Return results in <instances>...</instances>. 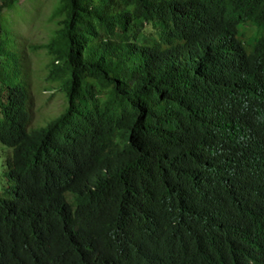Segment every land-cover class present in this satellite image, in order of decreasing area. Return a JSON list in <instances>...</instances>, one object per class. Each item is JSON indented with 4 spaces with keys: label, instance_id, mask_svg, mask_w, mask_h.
I'll list each match as a JSON object with an SVG mask.
<instances>
[{
    "label": "trees",
    "instance_id": "trees-1",
    "mask_svg": "<svg viewBox=\"0 0 264 264\" xmlns=\"http://www.w3.org/2000/svg\"><path fill=\"white\" fill-rule=\"evenodd\" d=\"M15 4L0 0V264H188L221 242L240 153L257 152L259 107L237 90L264 78L242 27L264 0H53L37 42ZM24 49L54 115L36 113ZM241 238L231 264H264V240Z\"/></svg>",
    "mask_w": 264,
    "mask_h": 264
},
{
    "label": "clouds",
    "instance_id": "clouds-1",
    "mask_svg": "<svg viewBox=\"0 0 264 264\" xmlns=\"http://www.w3.org/2000/svg\"><path fill=\"white\" fill-rule=\"evenodd\" d=\"M251 12L252 6L243 8L241 20L252 18ZM242 27H244V37L255 44L252 52L263 55L264 13L256 22H243ZM231 35H233V33ZM237 54V49L233 46L231 54L228 57L229 67H233L235 64ZM247 54L248 52L241 55L239 64H241L243 56ZM246 78L248 84H245L237 91H243L244 94L240 96L241 98L249 99L250 101L254 100L256 102L257 108L259 107L256 118L260 120V125L259 127H253L252 123V126L248 127L243 137L245 138L246 136V144L243 146L247 148L248 142L252 140L257 150L256 156L254 159H250L246 158L242 151L240 153L243 158H240V164H238V169L236 171L239 180L235 192L231 193L233 196L226 201L227 218L223 212L217 217V223L220 226L221 232V234L218 233V235L221 242L208 244L203 249L199 248V252L194 258H190L189 256L186 257L187 260H190L188 264H231L235 254H237L240 249L243 253L244 246L241 233L244 231L256 234L264 240V179L260 182L253 183L249 178V169L252 163L257 164V168L264 174V158H261L259 154L260 151L264 152V78L260 75L259 71ZM253 87H257L254 91L256 97H253L250 91ZM242 123L243 121H241V124ZM244 161L250 164L245 165Z\"/></svg>",
    "mask_w": 264,
    "mask_h": 264
},
{
    "label": "rangeland",
    "instance_id": "rangeland-1",
    "mask_svg": "<svg viewBox=\"0 0 264 264\" xmlns=\"http://www.w3.org/2000/svg\"><path fill=\"white\" fill-rule=\"evenodd\" d=\"M53 0H16V9H8L6 11L9 18L12 20V26L14 25V32L18 35H22L24 38L29 36L34 42H37L40 36H43V29L39 26H43L45 19L44 13L49 9V5ZM30 8V9H29ZM24 12V13H23ZM27 12V14H25ZM19 13V16L17 15ZM17 35V36H18ZM35 36V38H34ZM25 50V49H24ZM25 53L26 52L25 50ZM28 63L32 67L30 72V86H32L31 100L39 107L36 110L38 115H54L61 108L62 98L59 94H56L52 88H38L34 90L35 86L39 83H43L39 80L42 74L37 67V57L34 54L28 53ZM29 125V124H28Z\"/></svg>",
    "mask_w": 264,
    "mask_h": 264
}]
</instances>
